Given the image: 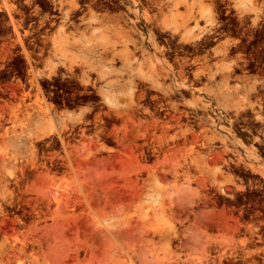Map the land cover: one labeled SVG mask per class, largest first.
I'll return each mask as SVG.
<instances>
[{
  "label": "rangeland",
  "instance_id": "1",
  "mask_svg": "<svg viewBox=\"0 0 264 264\" xmlns=\"http://www.w3.org/2000/svg\"><path fill=\"white\" fill-rule=\"evenodd\" d=\"M158 1L220 32L144 65L197 59L185 87L158 74L165 91L119 74L117 56L100 75L71 44L54 55L53 38L80 32L120 49L119 29L141 26L129 3L0 0V264H264V0Z\"/></svg>",
  "mask_w": 264,
  "mask_h": 264
},
{
  "label": "bare ground",
  "instance_id": "2",
  "mask_svg": "<svg viewBox=\"0 0 264 264\" xmlns=\"http://www.w3.org/2000/svg\"><path fill=\"white\" fill-rule=\"evenodd\" d=\"M148 1L150 2V5L154 7V10H155V7L157 8L158 13H153V14L149 15V13H147L146 9H143V11L141 12L140 11V7L142 5L141 0H118L119 4H122V5H124L125 3L130 4L127 7V11L132 13L133 16L135 17V19L137 20V22L141 25L139 28H137L136 25L132 24L131 26H129V28L119 29L117 39L119 41H121V48L120 49H118L115 46V42L110 41V38L105 36L104 33H102V32L100 34V37L98 38L99 43H96L97 41L90 43V40H87L83 44H80L78 42V40H80V38L83 36V34H82L83 32H80L79 36H77V39L75 37H73L74 39L71 43L68 41V38L66 36H57V37L53 38L52 44H53L54 55L55 56H66L65 46L67 43L71 44L74 48L79 49V52L81 53V55L86 57L85 58L86 60L84 59V60L80 61L79 64H76V65L88 68L89 70L96 71L100 75H104L106 70H108V72L114 71V69H113L114 67L112 65H109V63L107 62V59H108V56H117L121 62L120 66L118 67V72H120L119 74L124 73L125 75H127V77L130 80L137 78L139 81L147 82L151 86L157 87V88L162 89V90H164V89H168V90L170 89L171 90L169 85H166V86L163 85L164 84L163 81L167 77L168 78L173 77V78H178V79L180 78L181 79L186 68L189 69V67L193 66V64L196 65L195 64L197 61L196 58L191 60V61H188L184 57H182L181 59L179 58L180 62L177 64V68H174L171 65H168V66L164 65L163 74L160 72L155 73L153 71H148V70L145 71L144 68H146V67L144 65L147 64V62H152L154 60V58L158 55H160V56L173 55L176 57V56H178L179 51L180 52L182 51L183 53L184 52L189 53L190 48H196L195 50H197V47L199 46L198 41L201 40V38H203L204 35H206V37L204 36L205 40H203V41L207 43L209 41L215 40L216 36L217 35L219 36L220 32H217V29L215 28V27H217V26H215V25H217V23L215 22L216 24H214L213 23L214 21L210 20L211 16H207L208 21H210L209 25L207 24L209 27L200 26L197 23L196 15L193 14L192 13L193 11H191L189 8H185V10L182 12H180L178 10V8H177L178 2L173 3V5L170 9V11L172 12V14L174 16V18L171 19V18H168L166 15H164V13L162 12V8L159 6V5H161L160 1H158V0H148ZM166 2L164 3L165 5H166ZM150 5L148 3V6H150ZM165 5L162 4V6H165ZM180 6L182 7V5H180ZM69 7H70L69 10L72 9L73 7H76V3L74 1H70ZM69 10L66 11L67 16H68ZM89 10L91 11V9H89ZM151 10H150V12H151ZM227 12L228 11H226V13ZM158 15H160L161 17L158 18ZM177 16L180 17L179 22H176ZM200 16L204 17L203 14H200ZM65 18H67V17H65ZM122 20L125 21L124 18ZM142 20L144 22H142ZM191 22H193L192 25L190 24ZM64 23L65 22H63V24ZM100 25L102 28L105 27L104 24L102 25L100 23ZM16 27H14V29ZM15 30H17V29H15ZM17 33H18V31H17ZM16 35L18 36V34H16ZM20 37H21V35H20ZM157 39H161L159 41H163L165 44L159 45ZM175 39H177L176 41L178 43H180L181 45H179V46L177 45V47H172L170 42H173ZM50 40H51V38H50ZM101 41H103V42H101ZM19 42H20L21 47H23L25 45V44L22 45L20 39H19ZM89 44H91V45H89ZM99 44H101L100 47H98ZM230 44H231V41L230 42L228 40L225 41L226 46L224 45L225 50L223 51V54L226 53V49L228 50L230 48L229 47ZM129 45H131L133 47L132 50L129 48ZM24 47H23V49H24ZM236 48H237V46H236ZM135 50L140 52L139 56H141V58H142L141 61H138L137 58L135 57ZM232 50H234V49H232ZM26 58H27L28 66L30 67L31 66L30 60L28 59L27 56H26ZM203 58H205V56H203ZM111 59H113V58H110V60ZM162 61H163V64H167V61L164 58L162 59ZM68 63H69V61H68ZM71 63L72 62L69 63V69H72L71 67H72V65H74ZM209 65L211 66V64H209ZM217 66H216V69H218L223 76L225 74L224 71L226 69V66H223V65H220L218 67ZM207 67H208V65L199 66V67H196V69H194L191 72L195 76L198 77V76H201V74L206 73L205 69H207ZM53 71H55V70H53ZM86 73H87V71H86ZM71 74H72V72H71ZM158 74H160V77H162L164 80L159 81ZM66 76H68V75H66ZM185 76H187V78L189 77L187 74H185ZM32 77L33 78L30 79L31 85H33V86L36 85V89L39 90V87L36 84V79H35L34 74ZM49 77H51L50 74H48L47 78L49 79ZM29 78H30V76H29ZM213 78H214V76H213ZM27 80H28V78H27ZM81 80L84 81L83 77L81 78ZM180 85H181V87L186 86L184 79H181ZM223 85L224 84H222L218 88L219 92L217 91V93H224L225 92L222 89ZM177 87H179V85H177ZM217 93L215 94V96L217 95ZM57 202H58L57 203L58 206L62 205L60 201L57 200ZM116 237L117 236H113V238L117 239Z\"/></svg>",
  "mask_w": 264,
  "mask_h": 264
},
{
  "label": "flooded vegetation",
  "instance_id": "3",
  "mask_svg": "<svg viewBox=\"0 0 264 264\" xmlns=\"http://www.w3.org/2000/svg\"><path fill=\"white\" fill-rule=\"evenodd\" d=\"M122 5V4H121ZM220 35V34H219ZM216 39H217V37H216Z\"/></svg>",
  "mask_w": 264,
  "mask_h": 264
}]
</instances>
